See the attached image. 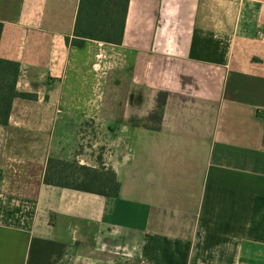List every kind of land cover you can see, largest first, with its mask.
I'll use <instances>...</instances> for the list:
<instances>
[{"label":"crops","instance_id":"0c3cea01","mask_svg":"<svg viewBox=\"0 0 264 264\" xmlns=\"http://www.w3.org/2000/svg\"><path fill=\"white\" fill-rule=\"evenodd\" d=\"M78 3L0 0L30 96L0 125V264H264V0H129L121 44L75 47ZM49 158L117 197L43 184Z\"/></svg>","mask_w":264,"mask_h":264},{"label":"trees","instance_id":"16d2710c","mask_svg":"<svg viewBox=\"0 0 264 264\" xmlns=\"http://www.w3.org/2000/svg\"><path fill=\"white\" fill-rule=\"evenodd\" d=\"M128 4L129 0H79L73 37L66 38L65 42L75 47H81L85 40L121 44ZM1 30L0 23V35ZM19 74L17 62L0 58V125H7L15 98L30 97L16 90ZM43 184L111 198H116L119 190L110 169H94L53 158L47 160Z\"/></svg>","mask_w":264,"mask_h":264},{"label":"rangeland","instance_id":"374dc122","mask_svg":"<svg viewBox=\"0 0 264 264\" xmlns=\"http://www.w3.org/2000/svg\"><path fill=\"white\" fill-rule=\"evenodd\" d=\"M158 101H159V103L161 102V98L160 97L158 98ZM158 116H159V108L155 109L153 114H151L150 120L152 121L153 124L157 123ZM96 139H97V137L95 135H92L91 138H88L86 140L87 142L85 144L87 145V147H90L92 144H94L95 145V149L94 150L97 151L98 146H96V142H97ZM73 162H75V161H73ZM69 163H70V161H69Z\"/></svg>","mask_w":264,"mask_h":264}]
</instances>
